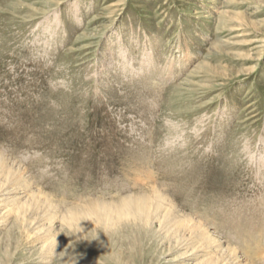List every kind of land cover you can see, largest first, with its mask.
I'll return each instance as SVG.
<instances>
[{
  "label": "rangeland",
  "instance_id": "374dc122",
  "mask_svg": "<svg viewBox=\"0 0 264 264\" xmlns=\"http://www.w3.org/2000/svg\"><path fill=\"white\" fill-rule=\"evenodd\" d=\"M242 261L264 0H0V264Z\"/></svg>",
  "mask_w": 264,
  "mask_h": 264
},
{
  "label": "bare ground",
  "instance_id": "6f19581e",
  "mask_svg": "<svg viewBox=\"0 0 264 264\" xmlns=\"http://www.w3.org/2000/svg\"><path fill=\"white\" fill-rule=\"evenodd\" d=\"M170 208H171V207H170ZM189 221L191 222V221H193V219L190 218ZM191 225H192V224H191ZM199 225L202 226V227H204L205 224L199 221ZM205 227H206V226H205ZM193 229H194V228H193ZM208 235H209V234H208ZM220 246L222 247V245H219V247H220ZM228 250L231 251V252L233 251V250H231L230 248H229ZM234 253L237 254L236 252H234ZM234 253H233V254H234ZM242 263L245 264L246 262L244 263V261H242Z\"/></svg>",
  "mask_w": 264,
  "mask_h": 264
}]
</instances>
